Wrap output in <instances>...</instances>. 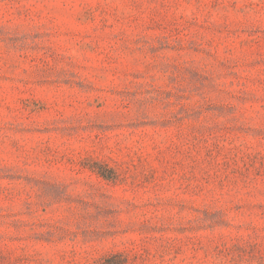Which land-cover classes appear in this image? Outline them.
I'll return each instance as SVG.
<instances>
[{"label": "rangeland", "instance_id": "rangeland-1", "mask_svg": "<svg viewBox=\"0 0 264 264\" xmlns=\"http://www.w3.org/2000/svg\"><path fill=\"white\" fill-rule=\"evenodd\" d=\"M0 264H264V0H0Z\"/></svg>", "mask_w": 264, "mask_h": 264}]
</instances>
